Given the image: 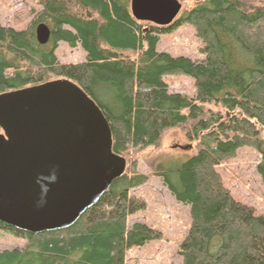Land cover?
<instances>
[{
    "label": "trees",
    "instance_id": "1",
    "mask_svg": "<svg viewBox=\"0 0 264 264\" xmlns=\"http://www.w3.org/2000/svg\"><path fill=\"white\" fill-rule=\"evenodd\" d=\"M194 1L172 26L159 28L134 20L130 0H39L41 10L25 30L0 25V94L51 79L73 82L108 122L112 152L122 156L193 124L192 133L203 134L197 155L158 171L175 201L190 208L182 264H264V216L235 202L216 172L250 147L261 153L257 173L264 183V11L248 13L239 0ZM39 24L51 31L46 46L36 41ZM183 25L201 41L202 62L157 52L160 36ZM61 43L80 46L86 60L60 63ZM178 75L194 79V96L168 90L164 78ZM210 104L228 118L206 117L203 106ZM128 174L65 230L34 235L0 223V230L26 241L23 249L0 251V264H125L130 248L161 238L144 224L128 227V218L143 209L130 196L142 180Z\"/></svg>",
    "mask_w": 264,
    "mask_h": 264
},
{
    "label": "water",
    "instance_id": "2",
    "mask_svg": "<svg viewBox=\"0 0 264 264\" xmlns=\"http://www.w3.org/2000/svg\"><path fill=\"white\" fill-rule=\"evenodd\" d=\"M181 10L179 0H130L134 20L159 28L172 26ZM35 37L48 45L49 27L39 24ZM125 169V158L112 152L108 122L73 82L0 94L1 224L34 235L70 228Z\"/></svg>",
    "mask_w": 264,
    "mask_h": 264
},
{
    "label": "rangeland",
    "instance_id": "3",
    "mask_svg": "<svg viewBox=\"0 0 264 264\" xmlns=\"http://www.w3.org/2000/svg\"><path fill=\"white\" fill-rule=\"evenodd\" d=\"M248 13L264 11V0H239ZM182 4L179 16L188 11L196 2ZM39 0H0V25L16 31L25 30L35 15L40 12ZM52 45L49 44V47ZM202 43L190 25L161 35L157 52L167 53L174 58L182 57L202 62ZM57 60L62 64H79L86 60V53L80 46L71 48L61 43L55 50ZM60 79H51L55 81ZM49 81V82H50ZM168 90L188 97L195 95V81L184 75L164 78ZM205 116L220 113L225 120L228 113L214 104L203 106ZM240 115L239 111L234 112ZM188 123L165 131L156 146L133 150L123 156L127 162L126 173L130 178H141L142 183L130 191V196L141 204L142 210L128 218V227L140 223L159 232L161 238L147 242L141 247H132L126 252L125 264H182L179 249L191 226L190 208L175 201L163 185L158 171L180 166L197 155L202 147L200 137L192 133ZM264 140V129H260ZM261 153L250 147L238 150L235 157L216 167L225 188L233 200L247 206L257 217L264 216V183L257 173ZM26 241L0 230V251L23 249Z\"/></svg>",
    "mask_w": 264,
    "mask_h": 264
},
{
    "label": "clouds",
    "instance_id": "4",
    "mask_svg": "<svg viewBox=\"0 0 264 264\" xmlns=\"http://www.w3.org/2000/svg\"><path fill=\"white\" fill-rule=\"evenodd\" d=\"M55 179H56V172H55V170H52V172L50 173V181L49 182L50 183H54ZM41 191H42V196L46 195V193L48 191L47 185L42 186ZM43 202L44 201H43V198H42L40 203L43 204Z\"/></svg>",
    "mask_w": 264,
    "mask_h": 264
}]
</instances>
